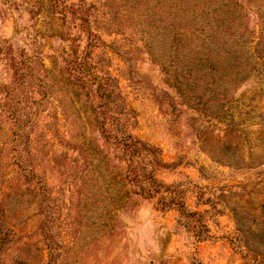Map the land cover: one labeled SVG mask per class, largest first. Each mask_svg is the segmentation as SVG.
Wrapping results in <instances>:
<instances>
[{"label":"rangeland","instance_id":"1","mask_svg":"<svg viewBox=\"0 0 264 264\" xmlns=\"http://www.w3.org/2000/svg\"><path fill=\"white\" fill-rule=\"evenodd\" d=\"M264 264V0H0V264Z\"/></svg>","mask_w":264,"mask_h":264},{"label":"trees","instance_id":"2","mask_svg":"<svg viewBox=\"0 0 264 264\" xmlns=\"http://www.w3.org/2000/svg\"><path fill=\"white\" fill-rule=\"evenodd\" d=\"M21 262H22L21 260H18V261L16 262V264H21Z\"/></svg>","mask_w":264,"mask_h":264}]
</instances>
